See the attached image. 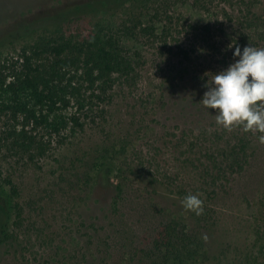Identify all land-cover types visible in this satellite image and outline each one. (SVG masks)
I'll return each instance as SVG.
<instances>
[{
    "label": "trees",
    "instance_id": "obj_1",
    "mask_svg": "<svg viewBox=\"0 0 264 264\" xmlns=\"http://www.w3.org/2000/svg\"><path fill=\"white\" fill-rule=\"evenodd\" d=\"M100 3L101 6L93 5L95 1L89 3L87 10L92 15L78 8V12H68L57 23L34 27L31 40L24 43L13 61L0 54V114H9L12 120L21 116L23 124L44 125L54 132L66 128L74 131L75 126L82 128L83 123L77 116H64L62 110L70 101L79 110H85L93 100L112 97L117 86L125 96L131 95L141 110L131 113V123L123 127L118 139L101 138V143L88 149L91 160H80L88 170L75 168V173L64 177L66 192L85 191L91 177L88 171H104L115 182L111 201L102 215L91 213L87 217L79 213L77 219H72L71 208L62 211L55 215L58 227L46 232L45 222H26L23 206L18 200L12 201L14 195L18 196V189L11 177L0 170V259L6 254L11 256V263L8 260L6 264H222L221 257H226L227 251H221L215 256L216 261H210L211 246L205 238L221 220L214 201L219 193L229 195L235 181L252 166L255 149L252 145L259 133L242 127L220 130L214 110H207L199 103L207 90L204 84L208 73L202 76L194 69L191 83L185 81L189 70H184L179 78L171 65L168 74L172 75L169 82L172 96L166 117L172 119L173 125L166 127L164 122L161 126L175 129L184 125L188 130L194 123L198 124V134L192 135L186 150L191 152L198 146L201 149L199 153H192L199 162L201 183L207 189L200 187L179 194L181 201L188 194H198L203 200L204 212L197 216L184 209V214L170 215L166 211L169 207L154 208L161 219L151 227L150 238L139 242L131 235L133 230L125 218V209L134 208L127 185L132 182L130 175L142 178L147 174L137 165L136 147L127 151L137 140L146 143L154 129L152 124L161 119L156 117L158 98H154L153 91H136L140 70L147 61L145 47L159 48L160 54H164L161 48L169 47L180 61L187 62L194 60H190L191 53L201 55L207 50L210 58L222 64L233 57L237 46L241 49L250 44L264 47V14L258 10L262 0H102ZM179 3H189L209 13L219 7L225 21L222 26L228 23L238 27V30L233 28L235 37L224 43L223 48H232V51H220L217 40L210 35L209 24L196 28L191 45H182L174 34H180L183 28L186 32L189 26L179 23L183 19L175 9ZM194 63L199 64L195 60ZM124 87L128 90L126 93ZM157 96L159 100L165 97L163 91ZM207 117H213L212 121L204 125ZM4 141L8 149L29 160L46 152V147L24 125L6 130ZM156 172L157 178L168 180V187L177 184L178 175ZM7 187L10 192L6 191ZM243 194L252 210L250 231L246 245L235 247L227 264H264V191L257 194L253 204L248 194ZM8 208L14 216L4 223L1 214Z\"/></svg>",
    "mask_w": 264,
    "mask_h": 264
},
{
    "label": "rangeland",
    "instance_id": "obj_2",
    "mask_svg": "<svg viewBox=\"0 0 264 264\" xmlns=\"http://www.w3.org/2000/svg\"><path fill=\"white\" fill-rule=\"evenodd\" d=\"M94 1L93 5L101 6L102 0H0L1 56L8 59L9 62L16 59L24 43L31 40V30L34 27L46 23H57L68 12H78V8L85 9L87 15H92L90 10H87V6ZM175 9L177 14H181L183 18L179 23L189 26L188 32H185L183 28L180 34H174L180 38L182 45L186 47L191 45L196 28L209 24L210 35L217 40L216 46L220 51H232V48L224 49L223 47L229 38L235 37L233 28L238 30V27H232L228 23L222 26V21H225L220 15L219 7L217 11L209 13L190 6L189 3H179ZM258 10L264 14V0ZM250 46L252 45L250 44ZM259 47L257 46V48ZM159 51L160 49L156 47H145L143 52L147 61L140 70L139 88L136 92L153 91L154 98H158L157 108L159 111L156 117H159L161 122L152 124L154 129L146 143L137 140L132 146H129L127 151L129 153L133 147H136L139 155L137 165L142 167L147 174L142 178L130 175L129 180L132 182L127 185L134 208L125 209V218L133 230L131 235H134V239L139 242L147 241L151 236V227L156 226L159 222L160 215L154 212V208L169 207L170 210L166 211L170 215L184 214L180 191L189 192L192 189L198 190L200 187L207 189V185L204 182L201 183L198 174L200 171L199 162L194 160L196 157L192 153L193 151L199 153L201 149L198 146L191 149V152L186 150L191 143L192 135L198 134V124L194 123L188 129V135L183 134V131H188V127L184 125L175 129L171 127L164 129L161 126L164 122L167 124L166 127L173 125L172 119L167 120L166 117L167 110H170L169 99L172 96V89L169 86V82H172V75L168 74V71L172 69L171 65L179 72L176 73L179 78L182 73L189 70L190 75L185 76L187 78L185 81L190 80L192 83L191 77L194 75V69L198 70L196 74L201 73L202 76L208 73V80L211 81L213 74L234 62L232 57L228 58L224 64L217 63L215 58H210L205 50L201 55L200 53L194 54V52L190 54V60L194 59L199 63L196 65L194 60L180 61L178 54H175V51H170L169 47L161 48L164 54H160ZM196 57L199 58L195 59ZM120 89L118 86L115 87L112 97L105 100H93L85 110H79L76 103L70 101L62 110L64 116L66 118L72 115L77 116L83 123L82 128L75 126L74 131L66 128L54 132L45 128L44 125L23 124L21 116H18L17 120H12L13 118L9 114H0V170L4 173L3 175L10 176L17 187L19 194L17 197L14 195L12 201L18 200L23 206L26 222L30 220L38 223L45 222V231L51 232L58 227L59 223L55 221V215L62 211L71 208L72 219H77L79 213H83L87 217L91 213L102 215L103 209L108 207L115 189V182L114 178H110L104 171L98 173L97 171H88L91 173V177L88 189L85 191L75 189L66 192L64 177L69 175L68 173H75V168L80 171L88 170V166L82 165L80 160L88 162L91 160V156L87 155L89 147L95 143H101V138L105 136L117 140L123 127L127 123H131L130 120L133 117L131 113L134 110H141L131 95L125 96ZM127 91V88L124 87V93ZM161 91L165 97L159 100L157 95ZM133 105L135 109L131 108ZM212 118L207 117L206 120H203L204 125H209ZM15 125L17 128L24 125L27 131L36 136L39 143L46 147L44 156L29 160L28 157H20L8 149L4 141L6 130ZM219 129L223 130V127L220 126ZM252 147L255 148L252 166L235 181L234 190L229 195L219 193L214 201V208L221 220L217 227L205 234L208 245L211 246L210 261H216L214 260L215 256L218 257L221 251L226 250V257H221L220 262L227 264L234 255L235 247L246 245L252 210L244 200L243 193L248 194L247 196L253 204L257 194L264 191V143L255 138ZM188 159H192L191 161L194 163L192 164ZM201 159L203 160V158ZM67 169L70 170L65 172ZM156 171L164 172L166 175H178L177 184L168 187L166 185L168 180H165L164 177L157 178L159 175L157 176ZM151 173H154V176H151ZM6 191L10 192L8 187ZM5 211L4 214H1L4 223L5 219L14 216L9 208ZM0 219L1 223V216ZM9 257L11 256L5 254L0 259V264H6L8 260L11 263Z\"/></svg>",
    "mask_w": 264,
    "mask_h": 264
},
{
    "label": "clouds",
    "instance_id": "obj_3",
    "mask_svg": "<svg viewBox=\"0 0 264 264\" xmlns=\"http://www.w3.org/2000/svg\"><path fill=\"white\" fill-rule=\"evenodd\" d=\"M232 56L234 62L213 74L211 81L207 79L199 103L214 110L217 125L229 131L233 127L254 130L264 143V47L237 46ZM181 204L197 216L204 212L198 194L186 195Z\"/></svg>",
    "mask_w": 264,
    "mask_h": 264
}]
</instances>
